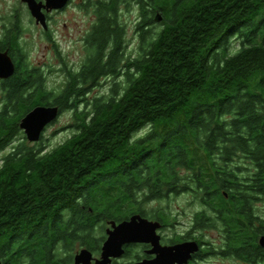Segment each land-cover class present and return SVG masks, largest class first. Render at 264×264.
Masks as SVG:
<instances>
[{
  "label": "trees",
  "instance_id": "trees-1",
  "mask_svg": "<svg viewBox=\"0 0 264 264\" xmlns=\"http://www.w3.org/2000/svg\"><path fill=\"white\" fill-rule=\"evenodd\" d=\"M136 2L133 52L120 0L92 2L78 70L47 36L65 75L52 89L28 59L22 28L2 30L0 51L15 70L0 80V153L9 149L0 163V246L68 240L74 221L92 224V214L126 218L134 197L177 195L196 170L207 175L201 184L239 180L227 165L242 150L264 194V0ZM109 80L105 93L89 96ZM37 105L71 112L72 135L49 151L19 128Z\"/></svg>",
  "mask_w": 264,
  "mask_h": 264
},
{
  "label": "flooded vegetation",
  "instance_id": "flooded-vegetation-1",
  "mask_svg": "<svg viewBox=\"0 0 264 264\" xmlns=\"http://www.w3.org/2000/svg\"><path fill=\"white\" fill-rule=\"evenodd\" d=\"M35 1L43 5L45 27L31 16L26 3L20 2L27 10L29 22L35 28H46L43 30L49 37L52 15L67 9L75 0H68L61 9H47L45 0ZM81 1L82 7L93 11L92 2L99 4L109 0ZM131 1L137 4L140 13L136 0H120L118 15L123 5L128 10ZM16 23L21 28L20 21ZM8 24H4L3 29L11 26ZM82 41L85 43V36ZM7 148L1 151V158ZM239 152V158L227 165L234 169L239 180L234 177L228 184H201L207 175L196 170L194 184H183L184 189L177 196L134 197L126 218L103 220L102 214H92L89 210L93 223L75 220L73 225L77 223L78 228L72 229L76 233L68 240L38 247L32 240L22 239L15 247L0 246V264H264L262 184L258 180L254 182L255 167L243 150ZM181 195H189L190 200L179 203ZM136 216L147 221L146 227L138 230L142 237H130L105 254L104 243L112 222L118 224L127 220L133 227L139 223ZM66 217L71 215L68 213ZM38 248L42 249L41 253ZM83 251L88 254L80 258Z\"/></svg>",
  "mask_w": 264,
  "mask_h": 264
},
{
  "label": "rangeland",
  "instance_id": "rangeland-1",
  "mask_svg": "<svg viewBox=\"0 0 264 264\" xmlns=\"http://www.w3.org/2000/svg\"><path fill=\"white\" fill-rule=\"evenodd\" d=\"M82 3L81 0H75L67 9L52 15V28L48 30L52 37V41L58 46L62 53L67 68L76 69L84 60L86 54L85 44L82 40L90 29L89 27L93 21V11L89 8L82 7ZM132 3L133 1H131L128 10L127 6L123 5L119 13L120 21L124 24L126 29V39L129 41L127 51L130 52H133L136 48L134 28L139 21L140 15L137 4ZM19 21L20 27L22 28L21 43L28 52L30 63L40 67L46 74V84L49 89L57 87L65 80V75L63 71H61L63 64L60 62V58L53 48L54 45L47 39L45 31L43 28H35V26L29 22L27 10L22 6L19 0H0V34L4 24L9 23L8 25H10L13 22ZM159 21L155 22L154 28L161 27L158 23ZM238 45V39H232L230 51H236ZM110 83V80L103 82L99 87L91 91L89 96L105 93ZM70 124L71 112L64 111L59 114L58 118L53 123L44 129L37 144L42 145L45 151L53 149L72 135L73 128L70 127ZM150 128V126H146L135 135V138L142 137ZM28 143L30 144V142ZM1 155L2 154H0V158ZM188 196L189 195H181V199L178 202L187 203L190 200ZM173 204L176 206L175 203Z\"/></svg>",
  "mask_w": 264,
  "mask_h": 264
},
{
  "label": "water",
  "instance_id": "water-1",
  "mask_svg": "<svg viewBox=\"0 0 264 264\" xmlns=\"http://www.w3.org/2000/svg\"><path fill=\"white\" fill-rule=\"evenodd\" d=\"M26 3L28 10L36 22H40L44 27L46 26L44 15L41 11L43 5L37 3L35 0H20ZM68 0H45L47 9H61L66 5ZM159 15V16H158ZM161 19L160 14H157L156 21ZM46 29V28H43ZM15 64L7 51H0V80L6 79L13 74ZM59 116V108L54 105H37L29 112H27L19 122V128L23 131L24 136L28 142H37L41 138L44 129L53 123ZM139 223H135L132 227L127 220H123L118 224L112 222V229L107 231L108 237L104 243V252L109 254L115 247H119L124 242L128 241L130 237L138 239L142 237L138 230L146 227L147 221L136 216ZM264 239V237H263ZM88 254L83 251L79 257H84Z\"/></svg>",
  "mask_w": 264,
  "mask_h": 264
}]
</instances>
